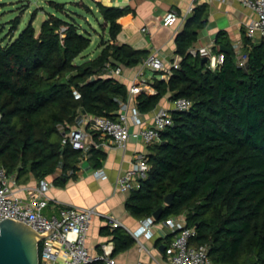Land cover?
I'll return each mask as SVG.
<instances>
[{"label":"trees","instance_id":"16d2710c","mask_svg":"<svg viewBox=\"0 0 264 264\" xmlns=\"http://www.w3.org/2000/svg\"><path fill=\"white\" fill-rule=\"evenodd\" d=\"M49 1L64 11L63 3ZM94 2L107 31L95 56L77 60L91 38L65 11L67 19L49 13L38 28L30 19L14 38L0 42V166L20 182L27 173L40 178L58 168L74 170L82 151L62 142L58 125L69 129L78 111L115 116L128 89L100 72L106 65H137L147 55L117 39V18L126 7ZM206 16L204 4L193 8L174 36L179 66L168 78L156 77L152 90L134 93L141 113L167 92L191 105L172 110V124L149 146L147 176L129 190L125 205L139 219L153 217L159 207L154 221L183 214L195 228L190 243H206L213 264H264V41L243 32L246 61L239 65L234 46L219 32L213 47L223 60L209 68L201 55L188 52ZM89 153L99 165L104 151L92 146ZM167 193L170 203L164 202ZM102 229L111 234L113 251L133 242L122 226Z\"/></svg>","mask_w":264,"mask_h":264},{"label":"built area","instance_id":"2783aa9c","mask_svg":"<svg viewBox=\"0 0 264 264\" xmlns=\"http://www.w3.org/2000/svg\"><path fill=\"white\" fill-rule=\"evenodd\" d=\"M250 8L253 16L243 24V32L252 39L264 41V0H237ZM190 5L187 11L192 12ZM177 15L174 8L166 10L160 17L163 24H171ZM64 26L59 27L60 35L63 36ZM144 30L145 28L142 27ZM242 46V45H241ZM237 56V63L243 65L246 61V54L234 47ZM188 52L192 55H206L208 61L206 66L215 67L223 60V52H213L205 46H190ZM180 55L175 54L174 58L165 65L162 58L155 52L148 53L142 60V64L152 70L160 72L161 78H168L172 68L179 66ZM119 65L103 68L102 76H115L119 74ZM140 81L134 78L128 87V94H134L140 89ZM76 95H79L76 93ZM191 101L186 97L173 99V107H157L149 122H143L138 118V110L134 109L131 114L127 112V100L120 101L119 109L115 116L95 114L91 112L78 111L73 125L65 130L63 124L58 125L62 136V142H68L73 148L82 152L91 146H124L130 134L140 136L146 144H154L160 139L161 130L173 122L171 112L173 109H188ZM133 122L136 127L130 131L129 125ZM94 134L106 135L110 138L109 144H104L94 139ZM150 168L147 154L138 153L135 155L131 166L116 178V187L120 189H131L139 185L141 179L146 178ZM72 172V169H69ZM95 176L102 177L103 170H93ZM51 182L46 178H37L33 183L20 182L14 173H9L5 167L0 166V220L6 217L17 219L39 232L41 235L51 228L53 230L41 237L38 241V264H91L100 261L101 264H119L116 262L113 252L112 241H105L99 244V251L93 253L86 244V235L94 214L104 216L106 225L110 227L124 225L110 213H100L93 206H78L74 204L61 203L58 214L47 215L45 207L52 199L47 193ZM141 230L150 232L154 224V217L140 219ZM175 234L165 246V259L168 264H213L208 256V245L206 243L194 245L189 239L195 234L193 226H187L183 214L170 216L163 219ZM133 264H144L137 260ZM162 264V263H159Z\"/></svg>","mask_w":264,"mask_h":264},{"label":"crops","instance_id":"0c3cea01","mask_svg":"<svg viewBox=\"0 0 264 264\" xmlns=\"http://www.w3.org/2000/svg\"><path fill=\"white\" fill-rule=\"evenodd\" d=\"M108 5L126 7V12L117 18L121 24L117 33V39L121 42L129 43L134 48L145 49L147 54L157 53L165 65L175 56L174 36L181 29L185 19L192 13L187 11L188 6L193 8L204 4L206 7V21L197 34V39L193 46H205L216 52L214 49L215 38L222 32L223 39L231 43L237 50H241L243 24L248 21L253 12L247 6L237 0H101ZM174 8L177 15L171 24H163L161 15L168 9ZM142 27L145 29L143 30ZM107 36V35H106ZM100 46L96 52L98 54ZM95 54V55H96ZM93 55V56H95ZM92 57V56H91ZM119 81L129 87L132 80L137 78L141 88L152 90L151 82L160 77L159 73L144 66L141 62L134 66H122L119 74H116ZM127 112L131 114L136 108L134 94H127ZM159 106L167 108L173 107V99L170 93H165L157 105L148 112L138 111V118L143 122H149L154 110ZM117 112V111H116ZM136 124L131 122L129 130L132 131ZM95 140L110 143V138L106 135L96 134ZM140 136L130 134L124 146L101 145L104 156L100 159L99 165L94 166L89 160V147L82 152L74 170H62L58 168L52 174L45 176L51 184L46 193L52 198L45 207L47 215L58 214L61 203L74 204L78 206H93L97 212L110 213L124 225L133 242L124 248L116 249L112 252L116 262L119 264H133L141 260L144 264H168L165 259V248L160 252L158 244L165 243L175 234L163 220L155 221L151 231L141 230V221L133 216L127 209L125 202L129 194V189L116 187L117 176L128 169L136 154L149 152V146ZM94 147V146H93ZM100 168L104 175L97 177L93 170ZM27 183L36 181V177L31 173L25 174ZM60 176L61 181L55 180ZM106 225L103 215L96 213L90 221L86 235V244L90 251H99V244L105 241H112L111 234L102 226ZM109 226V225H108ZM112 229V227H110ZM166 236L168 241L166 242Z\"/></svg>","mask_w":264,"mask_h":264},{"label":"rangeland","instance_id":"374dc122","mask_svg":"<svg viewBox=\"0 0 264 264\" xmlns=\"http://www.w3.org/2000/svg\"><path fill=\"white\" fill-rule=\"evenodd\" d=\"M64 4V11L88 31L91 42L81 53L77 60L82 57H91L96 54L99 48V41L107 31L102 26V19L96 10L94 0H55ZM54 3L49 0H0V42L1 44L14 38L25 24L32 19L33 25L38 28L40 22L48 17L49 13L67 19L65 12L56 10ZM58 8V7H56ZM18 18L13 29L12 20Z\"/></svg>","mask_w":264,"mask_h":264},{"label":"water","instance_id":"95a60500","mask_svg":"<svg viewBox=\"0 0 264 264\" xmlns=\"http://www.w3.org/2000/svg\"><path fill=\"white\" fill-rule=\"evenodd\" d=\"M221 50H226L222 45ZM201 64L208 61L206 55H201ZM95 76L92 75L90 79ZM172 193H167L164 196V202L170 203ZM161 207L153 212V217L158 218ZM53 230L43 233L42 235L33 229L30 225L6 217L0 220V264H38V241L44 235ZM160 252H163L165 243H160L157 246Z\"/></svg>","mask_w":264,"mask_h":264}]
</instances>
